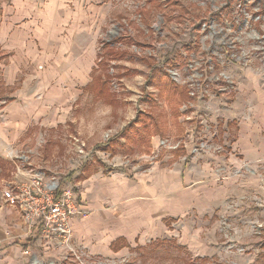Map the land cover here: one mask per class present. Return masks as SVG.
I'll return each instance as SVG.
<instances>
[{"label": "rangeland", "instance_id": "obj_1", "mask_svg": "<svg viewBox=\"0 0 264 264\" xmlns=\"http://www.w3.org/2000/svg\"><path fill=\"white\" fill-rule=\"evenodd\" d=\"M166 1L0 0V137L30 139L8 160L76 193L84 165L107 175L84 198L105 253L91 264H264V159L238 141L264 118V0ZM19 4L36 11L15 41ZM92 67L111 101L83 91ZM116 179L142 190L134 202ZM134 217L147 220L139 235L110 253Z\"/></svg>", "mask_w": 264, "mask_h": 264}, {"label": "crops", "instance_id": "obj_2", "mask_svg": "<svg viewBox=\"0 0 264 264\" xmlns=\"http://www.w3.org/2000/svg\"><path fill=\"white\" fill-rule=\"evenodd\" d=\"M1 9H3V11H1L0 15L4 16L7 14L6 8ZM35 11L36 8L22 4L17 5L16 11H9V19L14 21L13 23L11 22V25L9 24V30H11L12 33V39L16 38L15 41H18V38L19 40L23 38V34L26 35L25 31L16 30L15 25L28 19L31 20L32 17L30 15H32V13L35 15ZM22 27V29L25 30L27 28L33 27V25L31 23H26ZM0 43L2 44V40H0ZM18 50L20 49L18 48ZM94 69L95 68L92 67L90 71L91 81L84 87V92L89 91V86H91L93 81ZM74 72L75 74H78L77 70ZM12 88L13 87L10 89ZM13 100L14 99H11V101ZM5 104H7V102ZM251 123L252 126L250 124L251 129L249 131V136L247 137L246 135L242 134L239 135V147L241 149L243 148V151L246 152L247 157L250 159H264V137L258 136V129H261L262 125H264V118L261 122L262 125H259L258 121H252ZM60 127L61 125H59L57 129ZM57 129L52 128L49 131H55ZM28 140L30 139H27L26 137H0V264H70L62 262L59 260L58 256V258L55 259L52 257H47L49 256V254L46 253L47 250L48 253H54L55 250L51 246H48L43 240L41 227L37 226L34 232L31 234L23 220V215L20 210L17 207L8 204L3 197V192L8 186L25 183L31 179V174H29V171L27 170L28 168L18 167L14 161L10 162L8 160V156L14 152L15 144H17L18 141H23V143H25ZM7 151L12 152L8 153ZM118 152L119 153L115 156H111V154L107 152L106 154L110 156V159H114L120 155V151ZM105 176L107 177V175H105L103 172L100 174L99 169L89 170L86 165H84L80 169L79 176L77 177L79 184L83 183V186L87 188V190L77 193L78 203H80L82 209L87 211L89 214L87 216H77L73 218L72 228L74 231V243L78 250L82 253L85 264H91V262L88 261V258L89 260L91 259L90 254L92 256L105 254L100 252L96 247V243H98V239L101 237L97 226L101 216H95L91 218L92 211L89 209L90 207H88L89 204H87V202L84 200L85 197H90L88 188L90 185L95 184L98 189L106 184L107 181L104 179L106 178ZM116 182L118 184V192L121 191L123 187L124 190L127 187L128 191L125 195L127 201H130L131 199V201L134 202L137 199L136 197L138 194L142 192L140 188L139 189L141 191L135 187L130 189L128 184H126L125 179H116ZM177 185L178 183L175 180L170 182L171 189L177 188ZM133 189H135L137 193H135V190ZM162 189V185H159V188H157L158 191ZM132 202L128 204H132ZM146 221L147 220L145 219H137L136 217H134L133 220H128L127 224L124 226L125 228L128 227V229L124 230L126 233H120L119 238L110 241L109 252L112 254H119L128 248L129 243L127 239L129 237L139 235V232L141 231V228L144 227ZM81 240H83L84 244L80 243ZM86 246L89 251L87 250ZM25 251L29 252V254H25ZM85 252H88L89 255H87Z\"/></svg>", "mask_w": 264, "mask_h": 264}, {"label": "built area", "instance_id": "obj_3", "mask_svg": "<svg viewBox=\"0 0 264 264\" xmlns=\"http://www.w3.org/2000/svg\"><path fill=\"white\" fill-rule=\"evenodd\" d=\"M47 176L45 170L33 171L28 182L8 186L3 197L20 210L31 234L37 226L41 227L43 240L57 252L59 260L66 263L73 258L76 263L85 264L74 245L72 219L89 213L78 203L72 186L59 179L48 180Z\"/></svg>", "mask_w": 264, "mask_h": 264}, {"label": "trees", "instance_id": "obj_4", "mask_svg": "<svg viewBox=\"0 0 264 264\" xmlns=\"http://www.w3.org/2000/svg\"><path fill=\"white\" fill-rule=\"evenodd\" d=\"M168 2L170 1V0H167ZM166 1V2H167ZM115 40H117V39H115ZM119 41V40H118ZM112 47V46H111ZM158 71H160V75H162V77H164V79L166 80V81H164L162 84L163 85H165V87L168 89V90H170L171 92L170 93H177V91L179 90V87H178V85L175 83V81L174 80H171V79H169L168 77H169V75H166L165 74V71H162L161 69L160 70H158ZM94 72H95V69L93 70V74H94ZM167 80H168V82L170 81L171 83L169 84L168 82H167ZM108 87H109V84H107V82L106 81H101L100 83L97 81V79H95V77H94V79H93V82H92V84H91V86H89V90L91 91V92H93V94L94 95H96V97H98V98H101V99H103V98H105L106 100H109V101H111V98L109 97V93H108ZM189 90V93H190V89H188ZM188 92H185V94H187ZM135 124L134 125H136V123H141L142 125H144V127L146 128V130L148 131H150V128L148 129V122H144V119L143 118H141V119H138V121H136V122H134ZM156 123H153V126L157 129V132L159 131V126H157V125H155ZM134 125H132V126H134ZM151 126V125H150ZM154 128V130L156 131V129ZM159 133V132H158ZM155 134H157V133H155ZM116 141L117 140H113L112 142H110V143H108L105 147H104V150L107 152V153H109V154H111V156H115V155H117L119 152H118V149H117V144H116ZM146 140L145 139H143V141H142V143H143V145H144V142H145ZM164 242V241H163Z\"/></svg>", "mask_w": 264, "mask_h": 264}]
</instances>
